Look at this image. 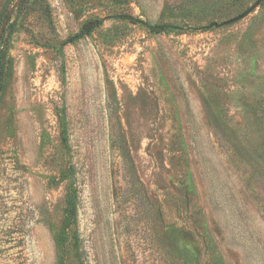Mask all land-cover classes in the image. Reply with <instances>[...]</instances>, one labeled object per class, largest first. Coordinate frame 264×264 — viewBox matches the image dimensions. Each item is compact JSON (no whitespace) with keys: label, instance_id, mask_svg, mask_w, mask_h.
Here are the masks:
<instances>
[{"label":"rangeland","instance_id":"1","mask_svg":"<svg viewBox=\"0 0 264 264\" xmlns=\"http://www.w3.org/2000/svg\"><path fill=\"white\" fill-rule=\"evenodd\" d=\"M0 264H264V0H0Z\"/></svg>","mask_w":264,"mask_h":264},{"label":"water","instance_id":"2","mask_svg":"<svg viewBox=\"0 0 264 264\" xmlns=\"http://www.w3.org/2000/svg\"><path fill=\"white\" fill-rule=\"evenodd\" d=\"M97 24H98V22H91V23L87 24V26L84 29L85 33L90 32Z\"/></svg>","mask_w":264,"mask_h":264},{"label":"trees","instance_id":"3","mask_svg":"<svg viewBox=\"0 0 264 264\" xmlns=\"http://www.w3.org/2000/svg\"><path fill=\"white\" fill-rule=\"evenodd\" d=\"M84 34V33H83Z\"/></svg>","mask_w":264,"mask_h":264}]
</instances>
